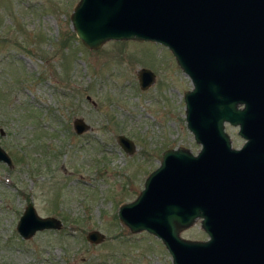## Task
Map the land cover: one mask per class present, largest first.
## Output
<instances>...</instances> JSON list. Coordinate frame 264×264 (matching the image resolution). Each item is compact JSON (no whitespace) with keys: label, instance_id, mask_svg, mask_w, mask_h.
<instances>
[{"label":"rangeland","instance_id":"obj_1","mask_svg":"<svg viewBox=\"0 0 264 264\" xmlns=\"http://www.w3.org/2000/svg\"><path fill=\"white\" fill-rule=\"evenodd\" d=\"M77 1L0 0V145L12 158L0 161V264H173L163 241L132 231L118 209L164 149L199 150L185 118L191 79L156 41L85 46L70 20ZM142 67L155 73L145 88ZM75 116L90 124L80 134ZM29 201L62 227L23 238L16 224ZM92 229L102 240L87 239ZM180 234L208 237L199 219Z\"/></svg>","mask_w":264,"mask_h":264},{"label":"water","instance_id":"obj_2","mask_svg":"<svg viewBox=\"0 0 264 264\" xmlns=\"http://www.w3.org/2000/svg\"><path fill=\"white\" fill-rule=\"evenodd\" d=\"M70 20L89 48L110 39L164 44L192 82L183 95L185 118L202 148L165 149L138 195L119 206L120 220L132 231L158 236L173 264H264V198L251 193L244 167L236 172L242 153L231 148L223 130L237 101L264 105V0H78ZM154 76L140 68V86ZM88 127L76 118L78 133ZM117 140L125 151L134 150L125 134ZM0 161L12 165L1 145ZM198 218L208 237H183L181 230ZM61 227L60 218L39 214L32 201L16 224L23 238ZM103 235L92 229L86 237L98 242Z\"/></svg>","mask_w":264,"mask_h":264},{"label":"flooded vegetation","instance_id":"obj_3","mask_svg":"<svg viewBox=\"0 0 264 264\" xmlns=\"http://www.w3.org/2000/svg\"><path fill=\"white\" fill-rule=\"evenodd\" d=\"M260 80L262 81L261 87L264 92V70L260 75ZM236 109L235 115L231 121L227 119L224 120L223 129L229 136L231 148L236 150L238 154L242 153V155L237 158L235 170L239 173L244 167L246 169V176L249 187L251 188V193L264 198V105L262 108H257L248 104L246 100H240L236 103ZM77 117L75 116L73 118V128L76 133H78L75 128V120ZM83 120L90 127V124L84 118ZM199 144L200 150L203 143L199 142ZM243 164H245V166H243ZM198 219L201 224V218Z\"/></svg>","mask_w":264,"mask_h":264},{"label":"trees","instance_id":"obj_4","mask_svg":"<svg viewBox=\"0 0 264 264\" xmlns=\"http://www.w3.org/2000/svg\"><path fill=\"white\" fill-rule=\"evenodd\" d=\"M73 33V32H72Z\"/></svg>","mask_w":264,"mask_h":264}]
</instances>
